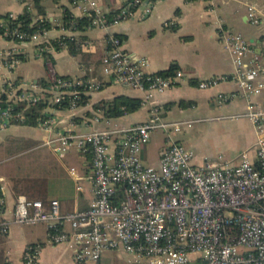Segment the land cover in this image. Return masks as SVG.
I'll return each instance as SVG.
<instances>
[{
    "label": "built area",
    "instance_id": "built-area-1",
    "mask_svg": "<svg viewBox=\"0 0 264 264\" xmlns=\"http://www.w3.org/2000/svg\"><path fill=\"white\" fill-rule=\"evenodd\" d=\"M69 1L80 12L72 15L87 21L82 28L76 20L61 19L54 23L60 34L49 38L50 28H9L0 18L3 34L8 40L37 43V55H43L57 47L68 49L67 40L77 41L86 31L102 30L106 42L103 73L114 83L141 90V105L149 103L154 93L186 79L180 69L169 76L150 72L148 59L129 54L114 31L126 19L147 18L157 0H113L108 9H103L100 0ZM204 1L211 11L218 2ZM26 8L31 11L32 3ZM7 16L17 17L14 13ZM247 17L253 23L259 21L252 4ZM44 18L36 15L31 24ZM217 34L232 55L234 70L231 75L202 79L198 87H214L231 78L246 99L244 112L232 117L248 118L256 139L234 163L219 155L194 164L193 152L171 136V132L190 127L193 120L167 121L159 105L149 106L145 120L130 124H121V116H106L101 108L91 106L90 115L81 112L85 105L80 103L82 95L99 90V81L62 76L51 66L47 79L6 80L0 88V131L23 125L24 108L14 107L18 102L27 106L45 102L38 123L47 132L43 144L58 154L74 148L90 156L89 176L79 174L73 166H68V172L77 190H82L80 181L88 178L93 198L85 209L63 211L58 200L18 196L11 217L0 221L1 231L7 232L12 223L44 222L49 242L66 244L75 264H101L108 249H121L150 264H192L195 258L203 264H264V101L252 99L264 89V67L247 65L249 43L242 34L221 22ZM18 62L11 51L0 52V68H14ZM231 96L217 95L220 101ZM154 130L166 131L157 165L145 163L141 157ZM3 206L0 188V210ZM40 247L39 243L26 244L22 264H39Z\"/></svg>",
    "mask_w": 264,
    "mask_h": 264
},
{
    "label": "crops",
    "instance_id": "crops-1",
    "mask_svg": "<svg viewBox=\"0 0 264 264\" xmlns=\"http://www.w3.org/2000/svg\"><path fill=\"white\" fill-rule=\"evenodd\" d=\"M28 2L30 1L0 0V14L18 15L23 12ZM40 3L45 10L44 16L52 25L47 32L49 38H56L60 34L54 23L63 18L65 9L75 16L80 14L69 0H41ZM114 3L113 0H100L103 9H108ZM251 4L257 9L259 16L257 23L251 22L247 17L248 5ZM31 13L33 17L43 16L33 6ZM219 22L242 34L248 41L249 51L245 60L247 65L264 67V0H218L213 11L208 9L204 0H157L147 18L142 20L129 18L114 29L122 37L123 48L129 54L148 59L150 72L157 73L175 65L176 69L182 70L186 77L184 81L170 86L163 92L154 93L149 103L141 105L137 111L127 116H121L119 121L121 124H130L145 120L149 106L152 104L162 108L163 118L167 121L193 120L191 127H182L179 131L172 132L171 136L193 152V162L196 165H201L207 160L198 155L194 143L201 129L204 131L208 127H221L223 124L233 122L229 120L238 117L232 115L242 113L246 108V99L231 78L219 82L214 87L206 89L198 87V82L202 79L231 75L234 70L232 55L217 34ZM82 35L86 37L87 44H81L77 53L62 48L43 55H37V43L17 42L0 36V52L11 51L19 60L14 68L6 66L0 68V88L8 79L24 82L47 79L51 66L59 75L85 77L102 83L99 90L88 95L87 102L80 109L81 112H89L94 102L115 95L141 98V90L114 83L103 73L101 57L106 49L104 32L92 29ZM262 76L264 81V74ZM218 93L232 96L227 101H220L217 97ZM252 99L264 101V89ZM240 119H243L240 130L244 134V142L236 158L224 159L227 162H236L239 153L253 146L256 139L252 122L245 117ZM194 124L198 126L194 127ZM0 135L1 137L16 136L31 143L37 140L43 144L47 132L40 126L14 124L0 131ZM165 135L162 130H154L151 133L149 141L141 149V157L145 163L158 164L160 151L166 144ZM74 150L86 156L83 160V169L76 170L83 176H89L90 156ZM68 175L73 180L69 172ZM15 177L16 175L13 178L8 173L0 172V188L4 198L0 221L11 217L17 197L21 195L44 202L58 200L63 211L85 209L93 198L88 178L80 181L82 190H77L74 182L75 193L69 196L62 185L59 186V192L49 195L42 185L26 180L19 182ZM63 227L69 230L67 224ZM33 243H39L41 246L38 255L39 264H75L72 251L66 244L49 242L47 225L44 222H36L32 225L12 223L7 232L0 229V264H22L23 248L26 244ZM111 250L115 249L103 252L101 264L103 261L104 264H112L109 256L106 255ZM115 251H120L125 256L121 264H150L143 259L136 260L121 249ZM192 264L203 263L195 258Z\"/></svg>",
    "mask_w": 264,
    "mask_h": 264
},
{
    "label": "rangeland",
    "instance_id": "rangeland-1",
    "mask_svg": "<svg viewBox=\"0 0 264 264\" xmlns=\"http://www.w3.org/2000/svg\"><path fill=\"white\" fill-rule=\"evenodd\" d=\"M229 121L233 122L221 127H208L204 131L201 129L194 140L198 155L207 160H213L219 155L228 160L236 158L244 142V134L240 130L243 119L238 117ZM195 126L198 125L194 124ZM40 143L42 142L37 140L31 143L12 135H0V172L8 173L13 178L16 175L15 179L19 182L26 180L42 185L49 195L59 192V186L62 185L69 196H72L75 184L68 175V166L81 171L86 156L80 155L74 148L58 154ZM106 255L112 264H121V260L125 259L120 251L111 250Z\"/></svg>",
    "mask_w": 264,
    "mask_h": 264
},
{
    "label": "trees",
    "instance_id": "trees-1",
    "mask_svg": "<svg viewBox=\"0 0 264 264\" xmlns=\"http://www.w3.org/2000/svg\"><path fill=\"white\" fill-rule=\"evenodd\" d=\"M25 1V0H22ZM32 3L33 8L36 9V11L39 14L45 13L44 7L41 5V0H28ZM185 1H192V0H185ZM32 13L30 10H28L26 7L24 8L23 12L18 14L15 19L9 18L6 14H0V18H3L5 20V23H7L9 28L18 26L25 30H35L37 28H46L49 29L52 27L51 22L49 19L45 16L44 20L42 22H34L31 24L32 21ZM65 22L69 20H76L77 26H80L82 28L86 24V19L84 18H77L72 15V13L65 9L63 12V18ZM0 36L7 39V36L3 34V28L0 27ZM86 39L84 35H81L77 41H69L67 40L68 44V50L71 53H77V51L80 49L81 43ZM55 44V43H54ZM57 49H59L57 47ZM47 54V53H45ZM263 55H264V48H263ZM177 67L175 65H171L169 68L165 70L158 71L157 73L163 76H169L172 75ZM42 80V79H41ZM88 100V95L84 96L82 95L80 103H86ZM4 104V102L2 101ZM45 102H38L36 104H29L28 106L24 102H18L17 105H14L16 110L18 108H24L23 115L25 117L23 125H29V126H38L40 118L43 116V109L45 107ZM141 106V100L138 97H131L127 95H115L112 98L109 99H101L99 101H96L92 104L93 108H101L104 112V114L108 117H120L129 113H133L137 111ZM90 115V112H88ZM89 158V156H88ZM1 209L0 211H2Z\"/></svg>",
    "mask_w": 264,
    "mask_h": 264
}]
</instances>
